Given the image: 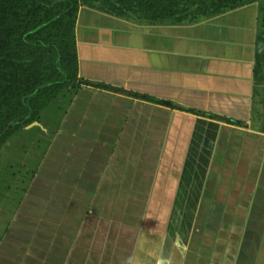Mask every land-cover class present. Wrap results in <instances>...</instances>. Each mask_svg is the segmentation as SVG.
Masks as SVG:
<instances>
[{
  "label": "rangeland",
  "instance_id": "1",
  "mask_svg": "<svg viewBox=\"0 0 264 264\" xmlns=\"http://www.w3.org/2000/svg\"><path fill=\"white\" fill-rule=\"evenodd\" d=\"M78 1L43 34L62 43L73 82L36 100L35 120L0 140V264H264V220L254 218L262 75L250 122L218 120L80 78L76 34L85 9L169 26L253 4L261 46L264 0H177L175 15L154 21L152 0ZM26 2L0 0V124L57 74L52 52L22 33L60 7Z\"/></svg>",
  "mask_w": 264,
  "mask_h": 264
},
{
  "label": "crops",
  "instance_id": "2",
  "mask_svg": "<svg viewBox=\"0 0 264 264\" xmlns=\"http://www.w3.org/2000/svg\"><path fill=\"white\" fill-rule=\"evenodd\" d=\"M76 34L82 79L138 91L218 120L247 124L252 118L260 47L253 4L169 26L133 25L85 9ZM258 171L257 224L264 220V205H258L264 203V146Z\"/></svg>",
  "mask_w": 264,
  "mask_h": 264
},
{
  "label": "trees",
  "instance_id": "3",
  "mask_svg": "<svg viewBox=\"0 0 264 264\" xmlns=\"http://www.w3.org/2000/svg\"><path fill=\"white\" fill-rule=\"evenodd\" d=\"M27 0H16L18 6H27ZM45 9H51L55 6H59V11L48 19L43 20L39 24L32 25L30 28L22 33V41L33 47L47 48L53 54L52 65L57 70V74L52 78L38 83L34 88L29 89L21 95L22 111L17 114H13L7 118L5 124H0V140H4L7 136L11 135L14 131L25 126L27 123L35 120L37 116V109L34 102L38 99L49 96L53 93V97L58 89L62 88L66 84L73 82L72 73L63 64L64 52L62 43L54 36H43L45 32L54 25L57 21L66 19L73 15L79 4L78 0H34ZM157 2L154 4L153 14H151L146 20H159L166 16H173L177 13L176 2L177 0H152ZM170 2V3H169ZM150 5L149 7H151ZM213 8V12L220 13L225 10H219L220 7ZM151 9V8H150ZM150 10V11H152ZM213 14V15H214ZM258 73L261 74L264 79V43L258 50ZM78 70V66H77ZM156 99V98H155ZM159 100V99H156ZM193 113L198 115L207 116L208 114L203 111L193 110Z\"/></svg>",
  "mask_w": 264,
  "mask_h": 264
},
{
  "label": "water",
  "instance_id": "4",
  "mask_svg": "<svg viewBox=\"0 0 264 264\" xmlns=\"http://www.w3.org/2000/svg\"><path fill=\"white\" fill-rule=\"evenodd\" d=\"M93 82H94V83H97L96 81H93ZM114 88H116V87H114ZM163 103H164V104H170L169 101H165V100L163 101Z\"/></svg>",
  "mask_w": 264,
  "mask_h": 264
}]
</instances>
